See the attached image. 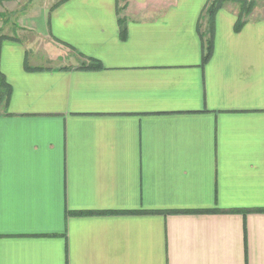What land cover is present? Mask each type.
<instances>
[{
	"label": "crops",
	"instance_id": "obj_1",
	"mask_svg": "<svg viewBox=\"0 0 264 264\" xmlns=\"http://www.w3.org/2000/svg\"><path fill=\"white\" fill-rule=\"evenodd\" d=\"M127 2L42 6L0 43V264H264V4L239 31L219 9L202 64L207 0ZM39 37L79 58L37 64Z\"/></svg>",
	"mask_w": 264,
	"mask_h": 264
},
{
	"label": "trees",
	"instance_id": "obj_2",
	"mask_svg": "<svg viewBox=\"0 0 264 264\" xmlns=\"http://www.w3.org/2000/svg\"><path fill=\"white\" fill-rule=\"evenodd\" d=\"M64 1L65 0H60L54 6ZM121 1L122 3L118 2L120 3V5H118V13H120L126 7L127 4V0H121ZM226 1L236 2L238 4V11L236 14L237 19L234 25V30L239 31L248 20V16L250 15L251 11L254 9L256 3L261 0H207L200 15V20H202V22L198 23V34L200 36L203 46L202 64H205L212 55L213 36H214V18L217 11L222 8V6ZM123 21L124 20L122 18L118 20L120 24L121 39H125L126 36V28L123 25ZM6 38H11V37L0 35V43L3 39ZM100 67L101 66L99 62L93 58H88L87 61L80 60L77 65L78 69H86V70L99 69ZM24 68L28 71H35L42 69V67H30L27 64H25ZM10 94H11L10 84L6 81L4 74L0 71V111L7 107ZM232 211H238V210L232 209Z\"/></svg>",
	"mask_w": 264,
	"mask_h": 264
},
{
	"label": "rangeland",
	"instance_id": "obj_3",
	"mask_svg": "<svg viewBox=\"0 0 264 264\" xmlns=\"http://www.w3.org/2000/svg\"><path fill=\"white\" fill-rule=\"evenodd\" d=\"M58 1L60 0H0V35L9 36L13 34L19 36V39L22 40L23 38H27L28 36L22 28L26 23L22 20L19 21V18L34 11L36 8L51 6ZM118 2L122 3L121 0H118ZM262 4H264V0L258 1L251 13L259 9ZM226 5H230V7L235 6L238 9V4L236 2L226 1L222 7ZM41 39L43 38H38L39 47L37 50L32 48L29 50L30 58H35L34 62L37 64L44 65L51 62L75 64V59L79 58L75 55L73 50L71 51L56 43H49L50 46H48L47 39Z\"/></svg>",
	"mask_w": 264,
	"mask_h": 264
}]
</instances>
